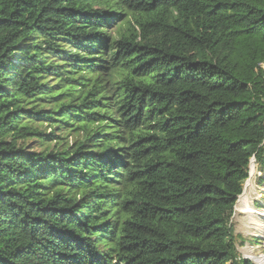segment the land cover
I'll use <instances>...</instances> for the list:
<instances>
[{"label":"trees","instance_id":"obj_1","mask_svg":"<svg viewBox=\"0 0 264 264\" xmlns=\"http://www.w3.org/2000/svg\"><path fill=\"white\" fill-rule=\"evenodd\" d=\"M263 142L264 0H0V264H254Z\"/></svg>","mask_w":264,"mask_h":264},{"label":"rangeland","instance_id":"obj_2","mask_svg":"<svg viewBox=\"0 0 264 264\" xmlns=\"http://www.w3.org/2000/svg\"><path fill=\"white\" fill-rule=\"evenodd\" d=\"M251 166L254 168L253 175H251ZM263 181L264 170L260 168L255 158H252L249 164V176L243 181L241 195L246 188L245 198L250 206L258 212H264ZM237 201L234 205L232 222L235 233L239 235L236 241L238 257L249 259L254 264H264V217L241 212L242 203L238 205V210H236Z\"/></svg>","mask_w":264,"mask_h":264},{"label":"bare ground","instance_id":"obj_3","mask_svg":"<svg viewBox=\"0 0 264 264\" xmlns=\"http://www.w3.org/2000/svg\"><path fill=\"white\" fill-rule=\"evenodd\" d=\"M253 173H254V168H253V166H251V175H253ZM245 191H246V188H245ZM245 191L242 195L239 196V199L237 201L236 210H238V208H237L238 205H240V203H242L241 209H240L241 212L256 214V215H259L261 217H264V212H258L256 209H254L253 207L250 206L249 202L245 198ZM263 262H261V263H263Z\"/></svg>","mask_w":264,"mask_h":264}]
</instances>
